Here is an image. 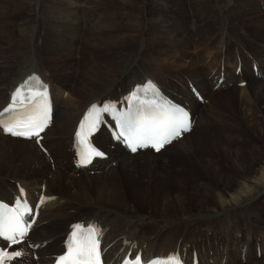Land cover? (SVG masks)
Returning <instances> with one entry per match:
<instances>
[{"label": "bare ground", "instance_id": "bare-ground-1", "mask_svg": "<svg viewBox=\"0 0 264 264\" xmlns=\"http://www.w3.org/2000/svg\"><path fill=\"white\" fill-rule=\"evenodd\" d=\"M68 1H73L74 4L70 5ZM105 1L0 0V110L9 101L11 90L23 83L33 71L49 82L52 94V84L57 80L51 77L49 70L54 73L56 70H63L67 77L68 67H64L66 63L61 60L71 57L73 51L74 55H78L79 51L81 57L79 60L75 57L71 62H77L79 73L81 69L85 72L84 76L81 73H78L79 76L76 73L70 75L69 72L70 80H63L62 83L67 86L76 79L80 82L79 88L73 89L76 104L70 110L69 102L64 104V100L59 104L53 101L54 114L50 125H55L56 115L62 111L59 118L62 130L59 134L55 133L56 136L53 135L49 143H44L45 134L37 143L32 139L13 138L3 133L0 127V154L6 152L5 158L9 160V169H3L4 162L0 157V198H11L18 195L21 189H26L27 199L32 202L33 210H36L40 197L52 198L37 204V219L31 224L29 234L20 244L7 247L9 253L20 251L21 256L13 261H5V264H53L57 257L66 252L65 241L73 231L72 226L78 223L97 229L106 264H117L120 258L133 250L134 255L139 254L144 260L150 257L178 256L181 264H264V186H260L256 195L259 197L250 200L244 199L251 195L247 182L236 194L227 193L225 186L224 191H215L219 209L206 207L197 212H181L172 217L162 213L159 216L155 213L128 212L105 202L107 189L112 193L113 188L118 185L116 178L121 180L126 175L127 179L133 180L139 178V175L142 176L139 166L145 168L143 183L146 182L149 186L155 183L166 185L164 181L174 177L176 185L180 187L178 180L183 179H179L177 174L184 168L175 167V159L185 160L198 171L202 185L205 182L209 184V179L214 174L217 176L222 166L248 176L249 172L244 169L246 165L239 161L240 150L229 141H234L236 137L245 142L248 137L245 138L244 135L248 136L247 133L252 132L260 138L263 136L264 145V34H256L259 33L257 27L264 25V17L256 16L257 12L253 7L256 6V10L264 15L261 11L264 10V0H253V4L251 0H246L245 5L253 14L227 4L225 0H190L188 5L186 0H175V5L180 10L177 13L184 17L183 24L176 27L177 33L154 14V11H168V0H120L125 13L132 18L124 25L118 21L105 22L102 13L97 10ZM161 7L164 9H160ZM83 8L85 10L81 11ZM21 12L26 16L14 20ZM189 12H193L194 16H190ZM148 13L150 16L146 19ZM93 14L96 19L92 21L90 16ZM140 15L145 22L139 25L138 31L134 20L139 21ZM203 22H216V30L211 34L205 33ZM187 26L199 29V39H196L197 32ZM49 30L63 37V45L56 46L53 40L44 55L47 40L45 35ZM79 34L84 39H80ZM254 35L259 40L253 38ZM89 36L92 41L87 45L90 50L86 51L81 46ZM155 36L162 37L168 43L178 44V51H175L178 57L184 51L187 52L189 61L182 63L184 70L176 72V78L172 80V77L165 74L156 76L153 81L171 98L189 107L193 121L190 129L157 153L148 148L131 152L115 136L114 129L108 127L109 123H113L104 114L103 125L92 139L106 156L94 158L89 170L94 173L98 168L106 169L103 174L83 175L88 171L77 163V155L80 156L82 151L76 133L85 114L93 104L98 108L110 102H114L117 107L125 104L127 91L145 80L152 79L150 69L145 64L154 56L148 39ZM9 37L13 41H9ZM132 43L136 48L131 50L127 45ZM58 50L60 58L56 55L55 60L50 63L52 52ZM155 51L157 56L152 60L172 62L173 65L183 62L175 58V55L169 57L159 49ZM86 56H91L92 59L90 64L82 67ZM244 82L245 85L242 84ZM197 95H201L204 104H208L200 102ZM217 99H225L222 100L223 107H214L213 103ZM211 102V110L206 113L205 110ZM213 122L218 125L216 133H213L212 124L210 125ZM200 126L196 137L191 136L192 131ZM67 135H70V142L66 140ZM41 152L49 154V158ZM161 152H166V156L153 159L149 155L156 156ZM50 155L55 158L54 167L50 162ZM250 155L252 160L263 158L264 147L255 143ZM140 156L143 158H139ZM67 157L72 158L71 168L65 163ZM220 158L225 163L217 161ZM20 166L38 173L34 175L25 172L24 175H19L13 172V169ZM58 174L62 175L60 176L63 181L69 186L77 183L75 181L80 183L84 180H95L97 184H93L91 189L95 195L88 194V187L60 194L51 192L50 185L60 180ZM189 174L192 179H197L195 174ZM99 175L101 178L98 181ZM262 179L264 172L256 180L262 184ZM181 184L185 185L182 182ZM174 197L181 201V195L175 194ZM108 198L112 200L113 195ZM166 200L168 198L162 197V201ZM29 217L31 220L32 215ZM222 227L231 233L224 239L225 232L218 238L216 233ZM24 243H29L30 247L24 246ZM258 254L260 258L257 257ZM33 256H37L36 259Z\"/></svg>", "mask_w": 264, "mask_h": 264}, {"label": "rangeland", "instance_id": "rangeland-1", "mask_svg": "<svg viewBox=\"0 0 264 264\" xmlns=\"http://www.w3.org/2000/svg\"><path fill=\"white\" fill-rule=\"evenodd\" d=\"M225 1H226L227 4H232V6H235L237 8H241L243 11L251 13L250 11H248V9H247V7L245 5L246 4V0H225ZM121 2H120V0H106L102 4V6H98L97 7V10L100 11V13H102L101 15L105 18V22L111 20L112 22L116 23L115 21H118V22L121 23V25L129 23V21L132 18L127 14V12L125 13L126 10L124 9L123 3H121ZM167 2L170 5L169 8H168V11L167 10L154 11L152 9L151 10V15H153L152 13L154 11V14H156L157 17H159L160 20H162L164 22L163 23L164 25L168 26L169 28L171 27L177 33L176 27L183 24L184 21H182V19L184 17L181 14L177 13L180 10H179V6L175 5V0H168ZM188 2H190V0H188V1L186 0V2H185L186 5H188L187 4ZM251 2L253 4V0H251ZM68 3L70 5L74 4L73 1H68ZM39 7L40 6H38V9H39ZM83 7H84V5H83ZM253 7L255 8V11L257 12L256 16H258L259 18L264 17L263 14L259 13V11L256 10V6H253ZM160 9H164V7H161ZM84 10H85V8L81 9V11H84ZM93 11H94V8H93L92 12ZM261 11H263V13H264V10H261ZM46 12H47V9H46ZM189 13H190V16H194L193 12H189ZM19 14H20V16L17 15V17L14 18V20H16V19L18 20L19 18H23V17L26 16L24 14V12H21ZM90 14H92V13L90 12ZM251 14H253V13H251ZM77 16H78V13H77ZM149 16H150V14L147 16L146 19H148ZM90 18L93 21V20L96 19V16L93 14L92 16H90ZM114 19H116V20H114ZM134 21L137 23V26L135 28H136V30L139 31V29H140L139 25H142V22H145V19H144V17H142L140 15V20L139 21L134 20ZM93 23H95V22H93ZM202 24H203V27L205 28V33H208V34H211L212 32H214V30H216V27H217V23L216 22H213V23L203 22ZM248 24H250V23H248ZM244 27H245V25H244ZM106 28H104V30ZM187 28H192V27L191 26H187ZM153 29L155 30V28H153ZM192 29L197 32L196 39H199V37H200V35L198 33L199 29L198 28H192ZM235 29H237V27H235ZM104 30H102V31H104ZM263 30H264V25L263 24L259 25L257 27V31L259 33H256V34H260V33L264 34ZM82 31L85 34V31L83 30V28H82ZM138 31H137V33H139ZM56 33L57 32H53L52 30L47 31V34L45 35L47 40L44 39V41L46 40V43H45V46H44L45 49L43 50V54L44 55L47 54L48 49H49L48 48L49 44L53 40H55L54 41V45H56V46H59V45L62 46L63 45L62 44V38L63 37H61L60 35H57ZM81 34H79V38L80 39H84L83 35H81ZM183 35H184V33H183ZM184 38H185V40L187 39L185 37V35H184ZM253 38L259 40V37L257 35H254ZM86 39H85V41L87 42V44H86V42H84L81 47H84L83 49L88 51V50H90V47L87 46V45H88V43H90V41H92V37L90 38V36H89ZM8 40L9 41H13V40H11L10 37L8 38ZM148 45H149L150 50L154 53V56L151 59H148L150 61L145 64L146 67H148L150 69V74H151V77H152L151 80H154L156 78V76H161V75H165V74L169 75L168 77H170V78L172 77V80H173L174 78H176V74H175L176 72L179 73L180 71L184 70V66H183L182 63L186 64L185 62L189 61L187 59V57H186L187 52L184 51L185 54L183 53V54L179 55V57L176 54L175 51H178V44L168 43V42L164 41V39L162 37H160V36H155V38H149L148 39ZM127 46H128V48H131V50L133 48H136V46L133 45V43L131 45L128 44ZM125 48H127V47H125ZM155 49H159V51L162 52V54L165 53L169 57L175 55V58H177V59H179V60H181L183 62H181L180 65L176 64V63L173 65L172 62L171 63H169V62L163 63V62H161V61H159L157 59L152 60L153 58H155V56H157V53H156ZM81 51L82 50H80V52ZM73 52H72V56L71 57H64V59L61 60L62 63H66L64 65V67H66V66L68 67V71H66V72H68L67 77H66L65 71L63 72V70L62 71L61 70L60 71L56 70L55 73L53 71L49 70V72L51 74V77H53V78H55L57 80V82L54 83L55 86L52 84L53 91H54L55 88L61 89L63 87H66L64 92L59 93L60 95H59L58 99L62 100V101H64V99H66L64 104L69 102L68 108L70 110L73 107V105L76 104V99L73 98V95H74L73 89L79 88L78 86H79L80 82H78V79H76V80H73V82H72L73 84L68 82V83L71 84V85L68 84V86L65 85V83H62V82L69 81L70 80V78H69L70 75H72L74 73H76V75H78V76H79L80 73H81L82 76H84V73H85V72L83 73L82 69H81V72L79 73V69H78L79 66L77 67V65H76L77 62L76 63L71 62L72 59H74L75 57H77L78 60L81 57L79 55V51H78V55L77 54L74 55ZM57 53H59V50L52 52V56H51L52 59H49L50 63H51V60H55L56 55H59ZM90 57L89 56L85 57V62H87V63L82 62V67H84L88 63L90 64L89 61H91V59H92ZM59 58H60V55H59ZM169 61H171V60H169ZM171 65L174 66V67L173 68H169V66H171ZM55 74L57 75V77H56ZM64 78H66V79H64ZM260 82H262V81L260 80ZM242 84L245 85V82L242 83ZM248 87L250 88V85ZM230 93H231L230 95H232V92H230ZM53 94L57 95L56 92H53ZM214 95H216V94H214ZM222 100H225V99H217V100H215V103L211 102V105L207 106V109H206L207 111L205 110V112L207 113L208 110L210 111L213 104L215 105L214 107H218V106L219 107H223L222 106ZM203 104H204V102H203ZM207 104L208 103H206L204 105H207ZM61 115H62V111L60 113H58V115H56L55 122H54L55 125H53V127L51 126L49 131L46 133V137H45L44 143H46V144H47V142L49 143L51 141L50 139H52V136L53 135L56 136L55 133H57V134L61 133L60 130H62V128L59 125V123L61 121V120L59 121V118L61 117ZM230 120H232V119L230 118ZM214 124H215V126H214ZM210 125H211V128L213 129V133H216L215 129H218V125L215 122L210 123ZM200 128H201V126L199 128H197V130L192 131L191 136L193 135L194 138H195L196 137L195 135H197V132L199 131ZM247 134H248V136L244 135L245 138L248 137L245 142L239 141L238 139H236V137H235L234 141H229V142L230 143L233 142V144L236 145L237 149L240 150V152H238V154L240 156L239 157V161H241V163H243V164H245L247 166V167L245 166L244 169L246 170L247 173L248 172L250 173V174L248 173V176H245V175L241 174L240 171H239V173H236L235 169H228L225 166H222L220 171H218L217 176L214 174L213 177L211 179H209L211 181L209 184H207V182H205L204 185H202V183L199 182V177H198L199 172L198 171H196L195 169L190 167V164L186 163L185 160H179V159L176 160L175 159V162H174L176 164L175 167L179 166V167L184 168L183 170H180L181 173L177 174V177H179V179H183L181 181L178 180L180 185H181L180 187L178 185H176V181H175L174 177H171L170 180H168V181H164V183H166V185L163 184V183H159V184L155 183L154 182L155 180L152 181L153 183H155L154 185L152 184V186H149V185L145 184L146 182L143 183V179L145 177V175L143 173L145 171V168L144 167L142 168V167L139 166V170L142 173V176L139 175V178L133 179V180L132 179H127L126 175L122 176L121 180L116 178V181H117L118 185L113 188V192L112 193H109V192H111V190L107 189V193L108 194L105 195V198H106L105 202L107 204H110V205L114 204V205L120 207L121 209L123 208L122 210H126L128 212L132 211V212H137V213H142V214H144V213L145 214H150V213L154 214L155 213V214H157L159 216L162 215V214H165V216H167V217H172L173 215L181 213V212H186V213H190L191 212L192 213V212H197L198 210L204 209L206 207H209L211 209H214V208L219 209V205L220 204H219V201L217 199V195L215 194L216 193L215 191L216 190H220V189H221V191H224L223 188L225 186H227V189H228L227 193L236 194V191H238L240 189V187L242 185H244L246 182H247L246 185L250 186V188H251V195L250 196L249 195L248 196L245 195L246 197L244 199L245 200H247V199L250 200V198H254L255 199V198L259 197V196H256V195L260 191V186H262V187L264 186V182L261 184V181L258 182L256 180L261 175V172L262 173L264 172V160H263L264 157L259 159V160L258 159L252 160L251 159V155H250V151L251 150L253 151V146L255 145V143L256 144H260L262 147H264V145L262 143L263 142L262 141L263 136H261V138H260L257 134H254L252 132L247 133ZM69 136L70 135H67L66 140H68L70 142V140L68 139ZM68 151L70 152L69 143H68ZM43 155L46 156V157L48 155V158H49V154H47V155L43 154ZM149 155H151V157L153 159H155V158H158V156H162V155L166 156V152H164V153L161 152V154L159 153L156 156H154L153 154H149ZM5 156H6V152H2L0 154V157H2V160L4 162V163H2V165H4L3 169H9V168H7L8 167L7 163L9 162V160H8V158L6 159ZM50 157H52V158H50V162L53 163L52 167H54L55 164H56L55 163V158L52 155H50ZM67 158H66L65 163H66L67 166H69V168H71V160H72V158H70V159L69 158L67 159ZM139 158H143V157L140 156ZM217 161H219V162L222 161V158H220ZM258 161H259V164H258ZM222 162L225 163L224 160ZM66 165L64 164V166H66ZM115 165H116V163H115ZM115 165H112V166H115ZM223 165H225V164H223ZM115 167L118 168L119 167L118 164ZM25 168L26 167L20 166L19 168L13 169L14 170L13 172L19 173V175L20 174L24 175L25 172H27L28 174L30 172V174L33 173L34 175L36 173H38L35 170L31 171V170H28V169H25ZM104 169H106V168H104ZM104 169L103 168H98L96 171H94V173H92V171L89 170L88 172H84L83 175H86V174H96V175H98V173H102ZM107 171L104 172V173H107ZM189 173L195 174V177L197 179H192L190 177ZM58 175L60 176L61 174H58ZM61 176H60L59 182H57L56 184H51L50 185L51 186V192H55L57 194H60L61 192L67 193L68 191H75V190H79L80 188H83V187H86V188L88 187L87 191L90 190V191H88V194L89 195H95V193L91 190L93 188V186H94L93 184H95V185L97 184V182L95 180H89V181H85L84 180V181H82L80 183H78V181H75L77 183H72V186H69L66 181H63ZM31 177H34V176H31ZM219 177H221L220 180H219ZM29 178L30 177H28V179ZM100 178H101V176L98 177L97 180L99 181ZM125 178L127 179V181L125 180ZM250 180H252V181H250ZM262 181H264V179H262ZM181 182L184 183L185 185L181 184ZM141 183H142V185H141ZM207 190H208V192H207ZM227 193H226V195H228ZM175 194L181 195V197H180L181 201L175 200V197H174ZM110 195H113V199L112 200H114V202L108 198ZM152 195L155 198L152 197ZM162 197L164 199L168 198V200L162 201ZM260 211H261V209H260ZM216 233H217V238L219 236H221L222 233H224L223 234V239L227 238V234H229V236L231 235V233L229 231H227L223 227H222V229L217 230ZM263 237H261L260 239L263 240ZM23 245L28 247V248L30 247L29 243H24ZM35 257H37V256H35ZM35 257H34V259H36ZM257 257H259V254L257 255ZM262 262H258V263H262Z\"/></svg>", "mask_w": 264, "mask_h": 264}, {"label": "snow or ice", "instance_id": "snow-or-ice-1", "mask_svg": "<svg viewBox=\"0 0 264 264\" xmlns=\"http://www.w3.org/2000/svg\"><path fill=\"white\" fill-rule=\"evenodd\" d=\"M30 80L33 78H29ZM37 82L38 81V78ZM28 81L21 85L13 93L12 100L0 116L5 113L17 112L18 108L24 107L26 104H35L31 112L17 113V118L10 121L0 120V127L5 133L14 137H24L31 139L37 138L39 143L40 133L47 126L49 115L46 103L47 86L40 84L39 88H25ZM39 97V100L36 98ZM133 100L137 97L133 96ZM116 110L109 105L99 107L93 104L89 111L85 114L79 130L76 133L78 142L84 146V151L80 153V164L91 163V157L103 155L89 145L87 135H91L98 125L102 123V113H115ZM121 131L120 137H124L127 146L132 152H136L137 148L152 147L156 151H160L165 144L171 143L173 139L181 134V131L189 130V121L187 113L183 110H165L162 112L145 113L141 108L136 112H128L124 114L114 115ZM87 132V135L85 134ZM48 198H41V203ZM19 202L16 207L9 208L7 205L0 203V238L7 241L8 244L4 249H0V264L5 261H13L21 256L20 251L9 253L7 247L20 244L22 239L27 235L32 221L24 219V212L33 213V209L25 208L23 212L17 211ZM73 231L69 233L68 239L65 241L66 252L64 255L57 257L56 264H100V247L98 231L95 227L89 225L84 227L80 224L73 225ZM20 237V239H17ZM127 264V262H125ZM135 264H140V257L135 258ZM155 264V262H150ZM166 264H181L179 257H169Z\"/></svg>", "mask_w": 264, "mask_h": 264}]
</instances>
